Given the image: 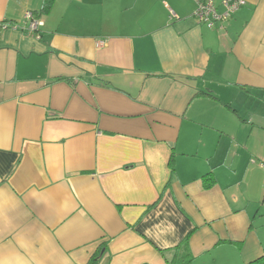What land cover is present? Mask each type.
<instances>
[{
  "label": "crops",
  "instance_id": "0c3cea01",
  "mask_svg": "<svg viewBox=\"0 0 264 264\" xmlns=\"http://www.w3.org/2000/svg\"><path fill=\"white\" fill-rule=\"evenodd\" d=\"M196 1L0 0V264L264 257V0Z\"/></svg>",
  "mask_w": 264,
  "mask_h": 264
},
{
  "label": "built area",
  "instance_id": "2783aa9c",
  "mask_svg": "<svg viewBox=\"0 0 264 264\" xmlns=\"http://www.w3.org/2000/svg\"><path fill=\"white\" fill-rule=\"evenodd\" d=\"M197 7L195 11V17L201 23H205L210 28H214L218 22H222L231 18L242 6L246 4L245 0H224L222 6L224 7V12L219 13L212 0H197ZM29 19L28 31L31 34L37 35L40 27L43 23L36 20L32 14H28ZM171 18H176V15L171 11ZM105 42H99L98 47H103Z\"/></svg>",
  "mask_w": 264,
  "mask_h": 264
},
{
  "label": "trees",
  "instance_id": "16d2710c",
  "mask_svg": "<svg viewBox=\"0 0 264 264\" xmlns=\"http://www.w3.org/2000/svg\"><path fill=\"white\" fill-rule=\"evenodd\" d=\"M50 5H51V3H47L45 6H44V11L45 10H47L48 11V9L50 8ZM204 181H205V184L208 186V187H210L211 185H213V183H214V179L212 178V175L211 174H209V175H207L205 178H204ZM187 243H188V239H186L185 240V242H184V244H185V246L187 247ZM188 260V254L184 257V259L181 261V263L180 264H189V263H191L190 261L188 262L187 261ZM179 264V263H178ZM250 264H264V257L263 258H261V259H259V260H257V261H255V262H252V263H250Z\"/></svg>",
  "mask_w": 264,
  "mask_h": 264
}]
</instances>
